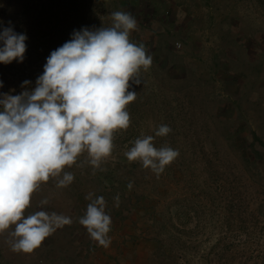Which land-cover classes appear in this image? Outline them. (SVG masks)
I'll return each mask as SVG.
<instances>
[{"label":"rangeland","instance_id":"1","mask_svg":"<svg viewBox=\"0 0 264 264\" xmlns=\"http://www.w3.org/2000/svg\"><path fill=\"white\" fill-rule=\"evenodd\" d=\"M1 3L32 48L22 63H0V93L19 94L25 80L34 88L47 57L73 30L108 27L115 11L136 18L130 39L145 44L153 63L141 71L143 83L129 89L137 92L127 106L130 126L115 134L105 171L92 175L91 166L81 167L83 153L65 169L73 183L60 189L50 179L25 212H56L73 223L30 254L13 252L6 231L0 264H264V0ZM6 16L0 23H9ZM160 125L172 131L155 137V147L179 156L157 178L124 153ZM89 192L107 201L108 248L78 222ZM45 198L49 203L40 206Z\"/></svg>","mask_w":264,"mask_h":264},{"label":"clouds","instance_id":"2","mask_svg":"<svg viewBox=\"0 0 264 264\" xmlns=\"http://www.w3.org/2000/svg\"><path fill=\"white\" fill-rule=\"evenodd\" d=\"M137 29L131 13L115 11L108 27L73 30L71 39L47 57L34 88L25 80L19 94L0 93V235L8 232L13 252L30 254L57 229L73 223L69 216L44 210L25 216L41 185L54 179L57 188L70 186L75 177L65 169L85 152L81 167L91 166L92 175L105 171L102 164L112 155L115 134L129 128L127 106L137 98L129 89L143 83L141 71L147 72L153 63L145 44L130 39ZM26 40L11 22L2 27L0 63H22ZM171 131L160 125L154 136L141 134L125 157L159 178L179 151L157 148L154 139ZM127 187L131 190L133 184ZM85 199L89 203L78 222L98 246L108 248L112 220L107 201L92 192ZM113 199L119 208V194ZM48 203L47 198L39 202Z\"/></svg>","mask_w":264,"mask_h":264},{"label":"trees","instance_id":"3","mask_svg":"<svg viewBox=\"0 0 264 264\" xmlns=\"http://www.w3.org/2000/svg\"><path fill=\"white\" fill-rule=\"evenodd\" d=\"M1 1L2 0H0V14H2V16H4L5 18L7 17L6 15H12V17L11 18H9V22H11V26L13 27V29H14V31L16 32V33H22L20 30L18 31L16 28H18V25H17V27H15V23H14V19L15 18H13V13L11 12V10L10 11H7V7H4V4H2L1 3ZM0 26H1V28L2 27H8L9 26V23H6V24H4V23H0ZM23 34V33H22ZM29 50L32 48V47H27ZM26 56V53H25V55H24V57ZM157 62V61H156Z\"/></svg>","mask_w":264,"mask_h":264},{"label":"crops","instance_id":"4","mask_svg":"<svg viewBox=\"0 0 264 264\" xmlns=\"http://www.w3.org/2000/svg\"><path fill=\"white\" fill-rule=\"evenodd\" d=\"M180 45V44H179Z\"/></svg>","mask_w":264,"mask_h":264}]
</instances>
